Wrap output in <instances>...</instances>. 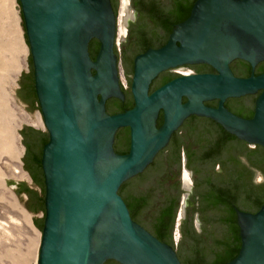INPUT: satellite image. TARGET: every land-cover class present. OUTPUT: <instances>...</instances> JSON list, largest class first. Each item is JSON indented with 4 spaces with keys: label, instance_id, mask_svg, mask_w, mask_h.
I'll return each mask as SVG.
<instances>
[{
    "label": "water",
    "instance_id": "water-1",
    "mask_svg": "<svg viewBox=\"0 0 264 264\" xmlns=\"http://www.w3.org/2000/svg\"><path fill=\"white\" fill-rule=\"evenodd\" d=\"M19 2L38 100L24 110L32 113L39 105L47 131L22 126L48 138L40 160L45 216L32 217L34 225L43 224L37 264H181L171 246L131 219L119 189L129 181L124 195L158 197L153 175L149 182L143 180L163 155L143 180L138 175L191 116L212 120L238 140L264 149V72L254 75V68L264 62V0H195L189 16L173 26L162 47L134 59L114 53L117 17L110 0ZM130 2L132 20L135 8ZM91 40L99 43L95 60L89 54ZM118 58L127 89L119 80ZM236 60L250 66L248 77L233 74L230 64ZM186 65H207L215 74L179 76L150 93L160 74ZM28 74L21 72L20 88ZM121 87L133 107L109 114L108 100L124 101ZM246 96H257L248 99L254 103L252 118L224 107L227 99ZM210 101H218V106H206ZM160 112L163 123L157 127ZM122 128L129 129L126 154L113 147ZM125 134L121 131L119 138ZM6 183L14 191L25 182ZM235 212L240 248L226 264H264V205L254 214ZM145 222L151 228V222Z\"/></svg>",
    "mask_w": 264,
    "mask_h": 264
},
{
    "label": "flooded vegetation",
    "instance_id": "flooded-vegetation-1",
    "mask_svg": "<svg viewBox=\"0 0 264 264\" xmlns=\"http://www.w3.org/2000/svg\"><path fill=\"white\" fill-rule=\"evenodd\" d=\"M180 1L190 3L191 0ZM113 2L115 0H110V3ZM130 3L129 1V9ZM145 3L156 4L161 17L176 11L174 0H146ZM132 12L133 19L128 20L125 25L121 52L117 54L115 43L114 53L119 57L131 55L134 59L150 48L162 47L167 42L169 33L136 9ZM171 24L174 26L177 22ZM153 36L156 38L153 39ZM259 67L258 64L254 68V75L260 74ZM178 69L182 71H177ZM230 69L240 78L248 77L251 72L250 66L244 67L240 60L232 62ZM191 74H215V71L212 68L209 70L207 65H186L167 71L152 81L150 93L179 76ZM30 90L31 86L26 81L21 85L17 99L26 105L28 102L25 99L29 97ZM256 97L227 99L224 107L239 117L250 119L254 113V103L253 106L250 105L248 99L255 100ZM185 101L183 99V102ZM205 105L216 108L218 101L206 102ZM121 112L112 111L109 114ZM162 123L163 114L160 112L157 127ZM121 131L126 134L119 138ZM22 141L25 153L21 169L28 176L31 186L26 183L17 184L14 191L23 199L22 203L26 209L32 213L38 206L34 188L42 187L44 180L41 165L37 162L42 154L44 137L35 131L23 129ZM129 141V129H120L113 145L116 153L126 154ZM253 152L258 154L252 160L250 156ZM159 155H163L161 163L149 172ZM146 171L150 174L144 181L149 182L147 178L152 174L150 178L155 179L161 194L160 198H149L137 216L138 224L146 229L145 220L152 224L160 211L168 206L170 199H175L177 207L171 232V247L181 264H217L225 261L230 252L240 246V240H236L235 235L237 229L239 237L235 209L254 214L264 205V160H260L258 146L226 137L219 125L206 118L191 116L185 119L172 134L167 146L156 155L142 174ZM185 182L188 183L189 190L185 189ZM122 196L128 199L130 195H124L122 192ZM176 234L179 235L180 242L174 246Z\"/></svg>",
    "mask_w": 264,
    "mask_h": 264
},
{
    "label": "rangeland",
    "instance_id": "rangeland-1",
    "mask_svg": "<svg viewBox=\"0 0 264 264\" xmlns=\"http://www.w3.org/2000/svg\"><path fill=\"white\" fill-rule=\"evenodd\" d=\"M121 15V0H118L115 40L118 54L122 40L119 34ZM20 23L17 1L0 0V264H19V259L21 264H37L41 243V231L34 226L32 217L43 218V213L29 212L6 183V180H13L31 186L28 176L21 170L23 161L20 158L25 150L22 136L17 131L23 129L22 125L41 133L47 131L40 111L34 109L28 113L24 110L28 105L14 97L15 90L20 89L17 81L21 72H30L27 62L29 48ZM118 76L122 87L127 89L121 58H118ZM34 190L41 195L40 187ZM178 223L180 221L176 225ZM179 238L176 234L174 246Z\"/></svg>",
    "mask_w": 264,
    "mask_h": 264
},
{
    "label": "trees",
    "instance_id": "trees-1",
    "mask_svg": "<svg viewBox=\"0 0 264 264\" xmlns=\"http://www.w3.org/2000/svg\"><path fill=\"white\" fill-rule=\"evenodd\" d=\"M16 1L19 5V15H20V19H21L23 37H24V40H25L27 47L29 48V44H28V40H27V36H26V32H25V26H24V22H23V17H22V13H21L20 2H19V0H16ZM174 1L176 2V11H174L172 14L167 15L165 17H161L160 14L157 12L158 10L156 8V4L145 3L143 0H139L136 3L134 1H132V4H133V7L137 11L143 13L145 16L152 19L156 23L157 26L165 29L167 31V33L170 34V32L172 30L171 28H173V26H171L172 25L171 23L177 22V24H178V23L184 21L189 16L190 9H191L193 3L195 2V0H191L190 3L182 2L180 0H174ZM111 6H112V9L114 11V14L117 16L116 0H115V2L111 3ZM98 49H99V43L96 40H91L89 43V54H90V58L92 60H95ZM28 62H29L30 72L28 74L29 79L27 81V84L31 86V90H30L31 92L29 94V97L27 99H25V101L30 103L31 106H34L35 104H38V100H37V97L35 94L34 78H33V66H32V59H31L30 52L28 55ZM242 64L244 67L249 68V65L247 63L242 61ZM259 66L260 67L258 69V72L261 74L264 72V62L260 63ZM207 68L210 70V67L207 66ZM246 76H248V72H247ZM121 89L124 92V96H125L124 101H120V100H116V99L108 100L105 104L107 113L112 112V111L124 112L125 110H128V109L133 107V100L130 97V95L122 87H121ZM110 102H111V104H110ZM38 109L40 110L39 105H38ZM221 131H222L223 135H225L226 137H228L230 139H237L234 136L226 133L222 128H221ZM47 141H48V138H44L43 146ZM128 144H129V142H127V146H128ZM258 149H259L260 160L261 159L264 160V149L259 147V146H258ZM256 154H258V153L253 152L250 156V159H252V160L255 159ZM40 160H41V157H38V160H37L38 165H40ZM144 174L138 175V178L142 177L141 179L143 180ZM146 182L147 181H145V183ZM128 183H129V181L125 182L120 187L119 195L124 200L128 210H129V214H130L131 219L134 222L138 223L137 216L140 214V211L145 207L146 203H148V200L150 197L147 195H139V196H134V195L131 196L130 195L128 197V199L123 198L122 192ZM157 191H158V197H159L161 194L160 189L158 188ZM162 193H164V192H162ZM36 197H37V201H38V206L35 210H33L32 213L37 214V213L42 212L43 215L45 216L44 200H43L44 198H43V196H38V195H36ZM176 202L177 201L175 199H170L168 206L165 209H162L160 211L159 215L157 216V218L152 222L151 228H147L144 226L146 228V230L149 233H151L155 238H157L160 242L165 243V244L170 245V246H173L172 242H171V232L173 230L174 223H175V214H176V207H177ZM34 226L37 229H40L42 232L43 224L40 226V228L38 227L37 224ZM235 235H236V240H238L239 237H238V230L237 229H235ZM239 248H240V246L237 247L235 250H232L225 261L218 262L217 264H226V263L230 262L232 259H234L237 256ZM113 262L114 261H107L105 264H111ZM114 263L118 264L116 262H114Z\"/></svg>",
    "mask_w": 264,
    "mask_h": 264
},
{
    "label": "bare ground",
    "instance_id": "bare-ground-1",
    "mask_svg": "<svg viewBox=\"0 0 264 264\" xmlns=\"http://www.w3.org/2000/svg\"><path fill=\"white\" fill-rule=\"evenodd\" d=\"M129 0H121V16H122V26L119 28V34L123 38L125 35V25L128 19L130 18V12H129ZM116 28H117V21H116ZM116 39V36H115ZM45 126V125H44ZM46 128V127H45ZM185 178L186 173H185ZM185 185H188V183L185 182ZM19 264H21V260L19 259Z\"/></svg>",
    "mask_w": 264,
    "mask_h": 264
}]
</instances>
